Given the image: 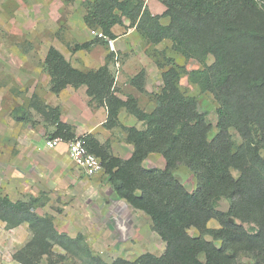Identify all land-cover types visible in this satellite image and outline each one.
<instances>
[{"label": "trees", "instance_id": "1", "mask_svg": "<svg viewBox=\"0 0 264 264\" xmlns=\"http://www.w3.org/2000/svg\"><path fill=\"white\" fill-rule=\"evenodd\" d=\"M157 1L166 8L162 15H153L144 0L87 1L84 22L100 30L104 38L115 40L113 28L125 17L130 21L128 28L135 29L149 45L170 41L185 59L198 61L202 69L191 72V81L218 104V132L211 140V125L199 113L196 99L179 89L176 69L163 73L156 107L147 112L133 97L123 100L117 96L108 63L83 72L54 47L45 57L53 94L69 86L86 87L88 97L107 111L106 129L120 125L122 110L144 124L142 130L125 128L126 141L133 146L128 159L114 156L93 136L84 137L90 152L101 159L117 197L147 215L165 244L159 257L148 253L134 262L118 258L112 264H241L238 256L242 253L250 255L253 264H264V0ZM163 18H168V24L162 23ZM94 45V41L77 44L74 50L88 51ZM210 56L214 62L209 65ZM140 77L132 85L141 91ZM48 108H39L45 117ZM54 118L56 131L51 139L66 144L77 138L70 125L60 122L57 114ZM232 130L241 143H235ZM154 154L164 159V169L143 166ZM180 167L194 175L193 192L175 177ZM222 199L230 200L227 212L217 209ZM32 207L0 196V220L11 228L27 223L32 231L31 240L15 255L18 263L52 262V248L58 245L77 255L78 264H107L82 238L60 234L51 219L38 216ZM212 220L219 223V229L208 228ZM245 223L257 230H246ZM192 228L198 237L189 234ZM56 257L58 262L65 260V256Z\"/></svg>", "mask_w": 264, "mask_h": 264}, {"label": "rangeland", "instance_id": "2", "mask_svg": "<svg viewBox=\"0 0 264 264\" xmlns=\"http://www.w3.org/2000/svg\"><path fill=\"white\" fill-rule=\"evenodd\" d=\"M87 1L95 0H0V196L30 204L38 216L51 219L60 234L71 239L82 238L92 253L107 264L118 258L134 262L148 253L159 257L165 252V244L153 231L149 218L112 192L103 171L86 177L66 156V146L55 150L46 148V141L56 131V114L60 122L72 127L77 138L84 139L90 133L87 126L91 113L95 107H101L88 97L86 87L69 86L53 94L45 67L46 54L54 47L74 68L83 72L97 70L108 63L115 77L117 96L123 100L133 97L147 112L156 107L154 100L162 91L163 73L176 69L180 73L179 89L187 97L196 99L199 113L211 125L209 140L218 132V104L211 94L202 93L191 81V72L202 69L198 61L185 59L170 41L149 45L135 29L129 30L127 18L123 17V23L113 28L115 40L102 38L104 42L96 43L100 38L93 32L101 31H94L84 22L83 5ZM144 5L153 15L166 11L157 0H144ZM168 22V18H163V24ZM93 41L95 45L88 51L74 50L77 44ZM213 62L210 56L207 63ZM140 75L141 91L132 85L133 79ZM46 106L49 107L47 118L39 110ZM51 114L53 117L49 118ZM119 123L110 134L101 130L106 133L102 141L114 156H117L113 153L115 150L124 157L128 149H133L126 141L125 128L142 130L144 124L125 110L121 111ZM232 135L236 144L241 143L234 130ZM261 155L264 158V150ZM143 166L164 169L165 162L154 154ZM174 175L187 191L195 190L196 180L189 169L180 167ZM229 207L230 200L217 203V209L222 212H227ZM242 225L248 231L257 230L252 224ZM207 226L220 228L215 220ZM189 234L199 236L194 228ZM31 238L27 223L11 228L0 220V264H20L15 255ZM205 238L212 241L210 236ZM52 250V262L48 263L78 264V256L63 247L54 245ZM77 253L81 255L80 251ZM57 255L65 256V260L58 262ZM238 262L254 263L245 253L239 254ZM48 263L41 261V264Z\"/></svg>", "mask_w": 264, "mask_h": 264}, {"label": "built area", "instance_id": "3", "mask_svg": "<svg viewBox=\"0 0 264 264\" xmlns=\"http://www.w3.org/2000/svg\"><path fill=\"white\" fill-rule=\"evenodd\" d=\"M98 38H104L102 33L93 32ZM64 142L59 139H48L45 143L46 148L50 150L57 149ZM68 157L69 160L77 167L86 177H94L103 171L101 159L95 154L91 153L86 146L85 140L76 138L68 143Z\"/></svg>", "mask_w": 264, "mask_h": 264}, {"label": "crops", "instance_id": "4", "mask_svg": "<svg viewBox=\"0 0 264 264\" xmlns=\"http://www.w3.org/2000/svg\"><path fill=\"white\" fill-rule=\"evenodd\" d=\"M120 116H121V113H120ZM106 120H107V111H106V109L104 107H95L94 111L91 113V121H90L89 125L87 126V129L90 131L89 135H91L94 138H96L100 142V144H104L103 141H102V135H104L106 133L110 134V131H111V130H107L106 128H104V124H105ZM101 130L103 132H106V133H102ZM61 146H66V148H67V145L65 143H63L59 147H61ZM130 146H132V145H129V147ZM131 150H133V149H131ZM131 150L129 151V149H128V155H126L124 157H122L119 153L117 154L115 152V150L113 151V153L115 155H117V157L120 156V158H122V159H128L131 156V152H133ZM67 155H68V150H67L66 156ZM112 192H114L113 189H112Z\"/></svg>", "mask_w": 264, "mask_h": 264}]
</instances>
